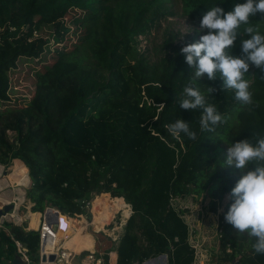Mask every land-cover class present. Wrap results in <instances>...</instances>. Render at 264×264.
I'll list each match as a JSON object with an SVG mask.
<instances>
[{
  "label": "trees",
  "instance_id": "trees-1",
  "mask_svg": "<svg viewBox=\"0 0 264 264\" xmlns=\"http://www.w3.org/2000/svg\"><path fill=\"white\" fill-rule=\"evenodd\" d=\"M182 2L200 26L213 6L227 13L246 0ZM62 15L72 28L51 24ZM166 16L164 0H0V165L15 160L14 174L30 177L27 198L33 213L54 207L71 219L66 218L67 226L77 231L78 249H94L93 238L82 231L84 223L79 229L86 214L82 201L110 194L113 198H102L94 208V229L122 210L124 231L116 247L110 241L104 264H110L113 251L117 264H143L161 255H167L168 264H195L190 227L172 201L206 194L210 210L218 214V202L241 178H233L234 167L226 168L222 142L231 145L253 132L264 136V72L254 65L245 77L253 93L250 106L235 99V90H224L219 73L215 81H192L224 117L214 132L201 131V109L180 108L195 71L181 50L197 37L177 44L170 35L157 62L138 48L139 37ZM250 20L264 35V14ZM33 23L51 31L38 56L20 60L14 40ZM247 38L242 26L233 56H242L241 41ZM19 63L36 67L26 92L11 86L9 73ZM179 119L197 133L195 140L166 130L164 125ZM232 203L231 197L219 216L214 264H264V255L254 254V241L225 221ZM6 227L8 232L0 231V256L6 262L15 259L19 241L37 261L38 231Z\"/></svg>",
  "mask_w": 264,
  "mask_h": 264
},
{
  "label": "clouds",
  "instance_id": "clouds-1",
  "mask_svg": "<svg viewBox=\"0 0 264 264\" xmlns=\"http://www.w3.org/2000/svg\"><path fill=\"white\" fill-rule=\"evenodd\" d=\"M257 13L264 14V0H246L227 13L223 8L213 6L199 22L200 31L207 34L181 50L186 63L195 71L189 85L184 88L180 108L191 112L202 110L199 121L201 131L214 132L215 127L224 122L217 108L207 104L205 96L192 83L196 79L201 80L205 74L209 80L215 81L219 73L224 90H235V99L241 105L253 104V93L246 74L250 64L264 72V35L252 26L250 20ZM242 26L249 38L241 41L242 56L235 57L232 49L240 37ZM209 90L211 93L215 91L212 87ZM164 127L175 138L181 134L192 140L197 138V133L182 119ZM224 161L226 168L234 167L241 173V178L231 191L233 203L225 215V221L239 234H246L254 241V254L264 255V136L253 132L249 139L232 143Z\"/></svg>",
  "mask_w": 264,
  "mask_h": 264
},
{
  "label": "rangeland",
  "instance_id": "rangeland-1",
  "mask_svg": "<svg viewBox=\"0 0 264 264\" xmlns=\"http://www.w3.org/2000/svg\"><path fill=\"white\" fill-rule=\"evenodd\" d=\"M164 1L165 7L168 11V16L163 18L153 28L149 35L139 37V52L143 54L150 62H157L162 56H164V43L170 35H174L176 37L175 43L182 44L187 38L194 36L197 37L199 41L200 37L205 34V31H200V26L195 24L188 17L187 13L185 12L182 0ZM69 20V17H65L62 15L53 19L51 24H54L56 27L59 28H72L73 24L70 23ZM50 31L51 30H49L48 28H43V30H40L35 23L32 24L31 29L24 30L19 35V37L14 40L15 45H17L18 49L21 51V54H19L18 58H20V60L26 57L30 58L31 54L38 56V53H40L41 51L42 42L47 39L48 33H50ZM1 45L3 47L11 46V44L8 42H2ZM32 68H36L32 63H24L23 67L21 66V63H19L18 68L9 73L11 78V86L16 91L26 92L32 87L31 79L33 78L35 72V70H32ZM206 77L207 74H205L203 78ZM9 135L13 140H15V133L9 132ZM221 145L224 149V153L227 154V149L229 145L226 142H222ZM14 162L15 160L10 163L9 166L0 165V179L2 180L7 177L14 183V186L11 183H8L7 186H3V191L0 193V195L7 196L5 198L9 201V203L11 201L16 200V202L20 206L21 213H24L26 212V208L29 207V210L31 209V202L27 198V192L31 186V180L29 183L30 185L27 184L20 186V182L23 181V179L27 176L14 174V171L17 169V165ZM235 171L236 172L233 178L241 175L240 170L235 169ZM102 198L111 199L113 197H111L110 194H107L99 199H95L92 214L94 212L95 206L97 205V202H99ZM120 199L125 202L123 198ZM230 199L231 195L227 193L224 195L223 200L220 203L218 202V214H215L210 210L209 205L211 202V198L206 194L192 195L187 198L175 199L172 201L174 207L183 211V218L186 222H188V225L190 227V241L196 249L195 264H214L215 254H217L220 239L219 216L224 212L225 206L227 205V203H229ZM37 213L36 215H40ZM92 216L87 215L84 216L82 219H79L81 220L79 229L81 228L83 222H87L89 224V226L87 224V230L88 233L94 239V249L95 251L104 255L106 249L111 246V242L113 244L112 247H116V245L118 244L119 239L124 231L125 217L122 210L117 211L114 214L112 221L104 223L102 229L96 230L91 224V220L93 219ZM71 227L62 226V234L67 229H69V233H71V231L73 232V240L71 241L70 239L69 241H66L64 245L68 248V244L71 242L69 244V248L75 252L78 250L77 232L72 229L73 227ZM84 252H87V250H78V256L74 260V264L84 263V259L81 257ZM116 257V251L110 253V264H113V261ZM167 260L168 258L162 259L160 258V256H158L149 259L143 264H168Z\"/></svg>",
  "mask_w": 264,
  "mask_h": 264
},
{
  "label": "built area",
  "instance_id": "built-area-1",
  "mask_svg": "<svg viewBox=\"0 0 264 264\" xmlns=\"http://www.w3.org/2000/svg\"><path fill=\"white\" fill-rule=\"evenodd\" d=\"M10 203L13 205V208L9 213L1 217L0 231L8 232L6 224L26 227V225L30 224L31 222L29 216L32 211H30L31 209L29 210V207L26 208V212L21 213L20 206L18 205L16 200L11 201ZM93 205L94 201H82V208L86 211V214L84 216H87V214H89L90 216L93 215ZM50 210L53 212L51 219H49L48 217ZM55 215H57V217ZM66 218L71 220L70 218L64 216L60 210L54 207H47L43 213H40L39 226L37 228V231L40 234V244L37 253V261L33 260L32 256L29 253V250L26 247H24L19 241H15L18 256L25 264H74V260L77 258L78 253L72 251L64 245L67 239L72 236L73 232L70 230L71 233H69V229H67V232H63L62 237H59V234H61L62 226L66 227L68 225ZM82 258L84 259L83 261L85 264L105 263L104 255L95 251V249L88 251L86 256Z\"/></svg>",
  "mask_w": 264,
  "mask_h": 264
},
{
  "label": "bare ground",
  "instance_id": "bare-ground-1",
  "mask_svg": "<svg viewBox=\"0 0 264 264\" xmlns=\"http://www.w3.org/2000/svg\"><path fill=\"white\" fill-rule=\"evenodd\" d=\"M12 184L13 186H14V183L11 181V180H9L7 177L6 178H4V179H0V188H1V192L3 191V186H7V184ZM30 183V178L29 177H25L24 179H23V181H21L20 182V186H23V185H27V184H29ZM30 185V184H29ZM26 187V186H25ZM0 192V193H1ZM5 197H7V196H2V195H0V201H1V203L2 204H4V205H6V204H9V201L8 200H6V198ZM8 199V198H7ZM93 210V209H92ZM33 217V220H34V226L36 227L35 229H37L38 228V226H39V220H40V215H33L32 216ZM93 221H94V215H93V219L91 220V224H92V226H93ZM84 223V231H86L85 233H87V234H89L88 233V230H87V222H83ZM94 227V226H93ZM65 232H67V230L65 231ZM62 230H61V234H59V237L61 238L62 237ZM90 235V234H89ZM91 236V235H90ZM92 237V236H91ZM93 238V237H92ZM71 239V237H69L68 239H67V241H69ZM94 240V239H93ZM95 243V242H94ZM70 244V243H69ZM68 244V248H69V245ZM70 249V248H69ZM78 250H80V249H78ZM78 250L77 251H75L76 253L78 252ZM94 250V249H93Z\"/></svg>",
  "mask_w": 264,
  "mask_h": 264
},
{
  "label": "water",
  "instance_id": "water-1",
  "mask_svg": "<svg viewBox=\"0 0 264 264\" xmlns=\"http://www.w3.org/2000/svg\"><path fill=\"white\" fill-rule=\"evenodd\" d=\"M5 175H6V173H5ZM0 192H1V188H0ZM12 208H13L12 204L9 203V204L3 205L0 201V220H1V217L4 216L5 214L9 213L12 210ZM52 215H53V212L50 210L49 215H48L49 219H51ZM55 216L57 217V215H55ZM0 248H1V242H0ZM160 258L166 259L167 256L161 255ZM52 259H53V257H52ZM0 264H25V263L21 260V258L19 256H17L15 259H13L10 262H6L5 258L0 256ZM236 264H239V263H236Z\"/></svg>",
  "mask_w": 264,
  "mask_h": 264
},
{
  "label": "crops",
  "instance_id": "crops-1",
  "mask_svg": "<svg viewBox=\"0 0 264 264\" xmlns=\"http://www.w3.org/2000/svg\"><path fill=\"white\" fill-rule=\"evenodd\" d=\"M37 214H40V213H37ZM33 215H36V213H31V215H30V219H31V222H30V224H28L27 225V228L29 229V230H34V231H37V229H35V227L33 226L34 224V222H33ZM82 219V218H81ZM219 222H220V218H219ZM188 223V222H187ZM220 224V223H219ZM68 227V226H67ZM69 227H71V226H69ZM72 228V227H71ZM73 229V228H72ZM74 230V229H73ZM74 231H76V230H74ZM83 231V230H82ZM77 232V231H76ZM73 240V237L71 236V241ZM71 243V242H70ZM94 245H95V243H94ZM86 251V250H85ZM88 251H90V249L89 250H87V252ZM113 264H117V257L115 258V260L113 261Z\"/></svg>",
  "mask_w": 264,
  "mask_h": 264
}]
</instances>
